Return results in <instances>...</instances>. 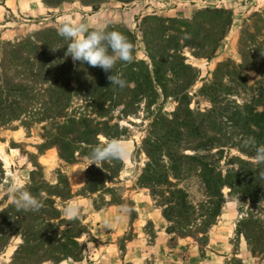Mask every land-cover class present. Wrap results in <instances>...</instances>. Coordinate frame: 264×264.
<instances>
[{"label": "rangeland", "instance_id": "1", "mask_svg": "<svg viewBox=\"0 0 264 264\" xmlns=\"http://www.w3.org/2000/svg\"><path fill=\"white\" fill-rule=\"evenodd\" d=\"M93 3L0 0V264H264V165L253 159L264 145V116L253 114L264 112V0ZM64 21L127 37L135 60L113 73L126 87L66 56ZM153 70L160 84L148 81ZM175 116L177 140L165 134ZM152 136L157 165L144 175ZM109 139L128 157L89 165ZM181 154L195 159L176 176L166 166ZM17 177L39 211L9 202ZM69 202L78 219L63 215ZM122 205L131 211L104 227Z\"/></svg>", "mask_w": 264, "mask_h": 264}, {"label": "clouds", "instance_id": "2", "mask_svg": "<svg viewBox=\"0 0 264 264\" xmlns=\"http://www.w3.org/2000/svg\"><path fill=\"white\" fill-rule=\"evenodd\" d=\"M57 34L68 41L66 56H70L74 62L79 61L89 66L100 67L104 72L111 71L108 79L111 85L120 89L126 87V80L121 74H113L118 62L132 63L135 60L133 44L127 37L116 30L109 31L104 25H96L90 28L87 23H75L64 21L57 27ZM129 155V148L126 143L118 139H109L93 146L88 155L90 164L102 167L107 161L124 160ZM255 163L264 165V145L256 147V154L253 157ZM264 175V172H261ZM9 202L18 211H39L43 204L25 187L20 178H14L7 186ZM120 214L114 217V222L104 221V227L112 228L118 223L123 215L128 214L131 209L122 205ZM81 208L77 202H69L63 209V215L68 220L78 219Z\"/></svg>", "mask_w": 264, "mask_h": 264}, {"label": "trees", "instance_id": "3", "mask_svg": "<svg viewBox=\"0 0 264 264\" xmlns=\"http://www.w3.org/2000/svg\"><path fill=\"white\" fill-rule=\"evenodd\" d=\"M47 2H56V3H62L66 0H45ZM99 1L101 0H98V1H95L93 0V4L96 5L97 3H99ZM48 62L46 63L45 66H42L41 68H44V67H48ZM183 67H185L184 65H182ZM154 77V78H153ZM153 77L151 76H148V81L150 83H153V82H156L157 84H160L158 82V77H157V72L155 70H153ZM50 80H53L54 79V74H52L50 76ZM52 82V81H51ZM50 84V83H49ZM254 116L257 117L258 119H260L261 121L263 120V116H264V112H261V113H258V112H253ZM177 115V114H175ZM179 119H177V116H175L174 120L170 121V122H167V130H166V133L168 138L169 139H175L177 140V138H179L181 136V133L178 132L176 133L174 131V127L177 126V125H180L181 128H183V124L182 122H178ZM164 121H163V118L162 117H158L152 124L153 128L156 127V125L158 124H163ZM174 123V124H172ZM260 129H262L263 125H261L260 123H256ZM173 127V128H172ZM172 128V129H171ZM195 131L192 130V134H196V131L199 129V125H195L194 128H193ZM155 131H153L154 133ZM195 132V133H194ZM156 137L152 136V137H148L145 141H144V148H145V151H146V154L149 158L147 164H146V169H145V172H144V175H150L151 173H153L152 171H154L155 167H156V163H157V158L155 157L156 155V150L159 149L160 145L159 144H156L157 140L154 139ZM169 154V148L167 150V155ZM171 154V153H170ZM169 156V155H168ZM171 157L169 158L170 161H169V165L166 166V170L169 169L170 171H174L175 172V175H179L180 174V168H181V165H182V162L185 160H189V159H195V156L191 157L190 155H187V154H181V155H170ZM207 156H203L201 158H206ZM200 159V157H199ZM202 167H203V170H207L209 171L210 173V176H211V173H212V168L210 167V165L208 163H203L201 164ZM198 165H196L197 167ZM165 167V166H164ZM177 170V171H176ZM203 175V180L205 182V184H207L208 187H210V180L204 175ZM216 177L220 178L219 180H221V184L224 185V184H228L227 181H225V178L223 179L221 177V174L220 173H216ZM213 180V179H212ZM105 180H103L104 182ZM215 181V180H214ZM103 182L101 184L100 187H97V188H91L90 189V192H98V191H101L103 188H106L103 185ZM216 182H217V178H216ZM87 184L89 185H92L94 186L95 185V182L92 181V180H88ZM175 195H182V192L180 190H176L175 192H173ZM183 198V197H182ZM183 200V199H182ZM185 201L183 200V205H185ZM181 207H183L181 205L180 202H176V201H173L171 202L170 204V209H176V210H181ZM188 210H185V212L183 213L182 211H179V216H182L183 214H186V217L188 215Z\"/></svg>", "mask_w": 264, "mask_h": 264}]
</instances>
